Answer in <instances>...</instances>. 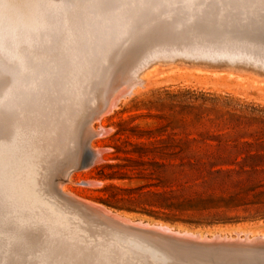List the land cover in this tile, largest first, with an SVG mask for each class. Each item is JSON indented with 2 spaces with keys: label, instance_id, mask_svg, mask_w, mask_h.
Listing matches in <instances>:
<instances>
[{
  "label": "rangeland",
  "instance_id": "1",
  "mask_svg": "<svg viewBox=\"0 0 264 264\" xmlns=\"http://www.w3.org/2000/svg\"><path fill=\"white\" fill-rule=\"evenodd\" d=\"M98 1L116 6H91ZM13 2L22 6L5 9ZM43 2L0 0V264H264V249L197 254L165 238L129 231L83 211L58 187L60 182L64 194L107 210L104 215L143 222L149 229L162 225L207 242L236 241L237 236L263 241L264 41L241 22L243 6L252 0H191L185 9L144 7L177 0H52L63 5L58 14ZM76 92L82 93L81 101L71 97ZM65 105H74L75 118L91 114L95 130H108L92 142L103 151L100 163L66 181L59 179L61 173L82 154L69 158V141L53 158L44 150L46 130ZM88 124L89 119L81 147Z\"/></svg>",
  "mask_w": 264,
  "mask_h": 264
},
{
  "label": "bare ground",
  "instance_id": "2",
  "mask_svg": "<svg viewBox=\"0 0 264 264\" xmlns=\"http://www.w3.org/2000/svg\"><path fill=\"white\" fill-rule=\"evenodd\" d=\"M2 1V0H1ZM41 1V0H40ZM51 1L52 0H44V4H45V8L50 12V13H54V14H58L59 12H60V9H61V7H63V5H59V4H52L51 3ZM75 1H77V0H75ZM74 0H73V2H75ZM87 1H89V0H87ZM109 1V0H108ZM120 1V0H119ZM5 2V1H4ZM22 2V1H21ZM31 2H33V1H31ZM99 2V1H98ZM113 2V1H112ZM118 2V1H117ZM136 2V1H135ZM6 3V2H5ZM14 3V2H13ZM78 3V2H77ZM80 3V2H79ZM89 3V2H88ZM91 3V2H90ZM122 3V2H121ZM81 4V3H80ZM114 4V3H113ZM117 4H119V3H117ZM145 4V3H144ZM3 5H5V4H3ZM25 5V4H24ZM89 5V4H88ZM141 5H142V3H141ZM121 6V5H120ZM130 6V5H129ZM138 6V5H137ZM4 7V6H3ZM75 7V6H74ZM20 8V7H19ZM24 8V7H23ZM89 8V7H88ZM135 8H137V7H135ZM142 8V7H141ZM5 9H7V8H5ZM33 9V8H32ZM45 9V10H46ZM77 9V8H76ZM114 9V8H113ZM10 10V9H9ZM12 10V9H11ZM18 10V9H17ZM43 10V9H42ZM65 10V9H64ZM122 10H123V8H122ZM136 10V9H135ZM139 10V9H138ZM3 11V10H2ZM8 11V10H7ZM14 11V10H13ZM20 11V10H19ZM22 11V10H21ZM24 11V10H23ZM71 11V10H70ZM89 11H91L92 12V10H89ZM133 11H134V8H133ZM5 12V11H4ZM35 12V11H34ZM72 12V11H71ZM122 12V11H121ZM1 13V12H0ZM28 13V12H27ZM36 13V12H35ZM137 13V12H136ZM14 14V13H13ZM22 14V13H21ZM79 14H81V11H80V13ZM122 14V13H121ZM124 14H126V13H124ZM1 15V14H0ZM8 15V14H7ZM28 15V14H27ZM49 15V14H48ZM53 15V14H52ZM62 15V14H61ZM99 15V14H98ZM104 15V14H103ZM135 15V14H134ZM11 16V15H10ZM13 16V15H12ZM25 16V15H24ZM30 16V15H29ZM38 16V15H37ZM123 16H125V15H123ZM129 16V15H128ZM136 16H137V14H136ZM91 17H92V15H91ZM94 17V16H93ZM115 17V16H114ZM118 17V16H117ZM1 18H2V16H1ZM13 18V17H12ZM23 18V17H22ZM75 18V17H74ZM119 18V17H118ZM118 18H116V19H118ZM123 18V17H122ZM126 18V17H125ZM124 18V19H125ZM9 19V18H8ZM93 19V18H92ZM100 19V18H99ZM10 20V19H9ZM12 20V19H11ZM64 20V19H63ZM73 20V19H72ZM72 20L70 21V22H72ZM78 20H80V19H78ZM105 20V19H104ZM108 20V19H107ZM110 20V19H109ZM112 20V19H111ZM8 21V20H7ZM6 21V22H7ZM42 21H44V20H42ZM87 21V20H86ZM98 21V20H97ZM122 21V20H121ZM129 21H130V19H129ZM11 22V21H10ZM39 22V21H38ZM59 22V21H58ZM84 22V21H83ZM104 22V21H103ZM110 22V21H109ZM123 22V21H122ZM133 22V21H132ZM1 23V22H0ZM25 23V22H24ZM42 23V22H41ZM74 23H76V22H74ZM91 23H93V22H91ZM126 23H127V21H126ZM9 24V23H8ZM35 24H36V22H35ZM100 24V23H99ZM111 24H113L112 22H111ZM110 24V25H111ZM124 24V23H123ZM201 24V23H200ZM204 24V23H203ZM9 25H11V24H9ZM28 25V24H27ZM39 25H41V24H39ZM87 25V24H86ZM101 25V24H100ZM105 25V24H104ZM107 25H108V23H107ZM1 26H2V24H1ZM29 26V25H28ZM57 26V25H56ZM65 26H66V23H65ZM76 26V25H75ZM84 26V25H83ZM118 26H120V25H118ZM14 27H16V26H14ZM21 27V26H20ZM31 27H33V26H31ZM37 27H38V25H37ZM40 27V26H39ZM80 27V26H79ZM92 27V26H91ZM104 27H106V26H104ZM128 27V26H127ZM9 28V27H8ZM24 28V27H23ZM26 28V27H25ZM34 28V27H33ZM52 28V27H51ZM66 28V27H65ZM93 28V27H92ZM97 28V27H96ZM119 27H117V28H115L116 30L118 29ZM130 29H131V27H129ZM208 28V27H207ZM16 29V28H15ZM27 29V28H26ZM37 28H35V30H36ZM100 29V28H99ZM119 29H121V28H119ZM123 29H125V27L123 28ZM163 29V28H162ZM201 29V28H200ZM218 29V28H217ZM31 30V29H30ZM29 30V31H30ZM84 30V29H83ZM87 30V29H86ZM91 30V29H90ZM105 30V29H104ZM111 30V29H110ZM109 30V31H110ZM129 30V29H128ZM132 30V29H131ZM206 30V29H205ZM211 30V29H210ZM37 31H38V33H41V31L40 30H38L37 29ZM40 31V32H39ZM75 31V30H74ZM105 31H107V30H105ZM8 32V31H7ZM102 32V31H101ZM163 32V31H162ZM206 32H207V30H206ZM1 33H2V31H1ZM1 33H0V35H1ZM6 33V32H5ZM18 33V32H17ZM26 33V32H25ZM28 33V32H27ZM37 33V34H38ZM67 33H69V32H67ZM99 33V32H98ZM129 33V32H128ZM29 34V33H28ZM31 34V33H30ZM29 34V35H30ZM34 34V33H33ZM90 35H91V33H89ZM123 34V33H122ZM167 34H168V32H167ZM6 34H4V36H5ZM69 35V34H68ZM82 35V34H81ZM92 35H94V33L92 34ZM117 36H118V34H116ZM1 36H3V35H1ZM18 36H20V35H18ZM34 36V35H33ZM52 36V35H51ZM78 36H79V34H78ZM106 36V35H105ZM125 36H126V34H125ZM21 37V36H20ZM19 37V38H20ZM24 37V36H23ZM96 37V36H95ZM109 37V36H108ZM19 38H17V40H19ZM25 38V37H24ZM30 38L32 39L33 37H32V34L30 35ZM75 38V37H74ZM94 38V37H93ZM112 38V37H111ZM122 38H123V36H122ZM165 38V37H164ZM5 39V38H4ZM38 39H40V38H38ZM76 39V38H75ZM2 40V39H1ZM9 40H10V38H9ZM28 40V39H27ZM36 40V39H35ZM52 40V39H51ZM82 40V39H81ZM86 40V39H85ZM92 40V39H91ZM97 40V39H96ZM105 40V39H104ZM113 40V39H112ZM117 40V39H116ZM120 40V39H119ZM5 41V40H4ZM12 41H13V39H12ZM37 41V40H36ZM46 41V40H45ZM50 41V40H49ZM83 41V40H82ZM100 42H101V40H99ZM111 41V40H110ZM255 41V40H254ZM9 42V41H8ZM19 42V43H18ZM96 42V41H95ZM105 42V41H104ZM218 42V41H217ZM13 43H15V42H13ZM12 43V44H13ZM30 43V42H29ZM88 43V42H87ZM99 43V42H98ZM102 43V42H101ZM100 43V44H101ZM108 42H106V44H107ZM110 43H112V42H110ZM115 43V42H114ZM156 43V42H155ZM158 43V42H157ZM8 44V43H7ZM10 44V43H9ZM18 44H20V40L19 41H17V45ZM31 44V43H30ZM75 44V43H74ZM73 44V45H74ZM91 44V43H90ZM199 44V43H198ZM197 44V45H198ZM216 44V43H215ZM22 46H23V48H25L24 47V43L22 42V44H21ZM45 45V44H44ZM103 45V44H102ZM111 45V44H110ZM218 45V44H217ZM6 46H9V45H6ZM19 46V45H18ZM21 46V47H22ZM36 46V45H35ZM46 46V45H45ZM64 46V45H63ZM82 46V45H81ZM85 46V45H84ZM92 46V45H91ZM90 46V47H91ZM3 47V46H2ZM1 46H0V48H2ZM27 47V46H26ZM37 47V46H36ZM36 47L34 48V46H33V51L36 49ZM42 47V46H41ZM41 47H40V50H41ZM44 47V46H43ZM50 47V46H49ZM48 47V48H49ZM80 47V46H79ZM87 47V46H86ZM89 47V46H88ZM198 47V46H197ZM4 48V47H3ZM8 48H10V47H8ZM7 48V49H8ZM15 48V47H14ZM28 48V47H27ZM26 48V49H27ZM94 48V47H93ZM184 48V47H183ZM6 49V48H5ZM22 49V48H21ZM46 49H47V47H46ZM50 49H51V47H50ZM89 49V48H88ZM94 49H96V48H94ZM98 49V48H97ZM96 49V50H97ZM105 49V48H104ZM10 50V49H9ZM30 50V49H29ZM36 50H38V48L36 49ZM48 50V49H47ZM106 50V49H105ZM111 50H112V48H111ZM111 50H110V52H111ZM262 50V49H261ZM11 51H13V50H11ZM22 51V50H21ZM24 51V50H23ZM22 51V52H23ZM44 51H45V49H44ZM80 51V50H79ZM141 51H142V49H141ZM5 52V51H4ZM16 52V51H15ZM37 52V51H36ZM39 52V51H38ZM41 53H42V51H40ZM58 52V51H57ZM69 52V51H68ZM67 52V53H68ZM77 52V51H76ZM82 52V51H81ZM91 52V51H90ZM89 52V53H90ZM104 52V51H103ZM109 52V51H108ZM107 52V53H108ZM140 52V51H139ZM5 53H7V51L5 52ZM21 53V52H20ZM34 53V52H33ZM78 53V52H77ZM85 53V52H84ZM83 53V54H84ZM99 53V52H98ZM138 53V52H137ZM0 54H1V52H0ZM13 54V53H12ZM11 54V55H12ZM15 54V53H14ZM23 54V53H22ZM35 54V53H34ZM46 54V53H45ZM66 54V53H65ZM91 54V53H90ZM129 54V53H128ZM131 54V53H130ZM24 55H25V53H24ZM32 55V54H31ZM71 55V54H70ZM69 55V56H70ZM188 55V54H187ZM21 57H22V55H20ZM33 56V55H32ZM39 56L41 57V54H39ZM43 56V55H42ZM61 56V55H60ZM65 56V55H64ZM73 56V55H72ZM6 57V56H5ZM10 57V56H9ZM30 57V56H29ZM37 57H38V55H37ZM79 57V56H78ZM88 57V56H87ZM238 57V56H237ZM50 58V57H49ZM56 58V57H55ZM70 58V57H69ZM80 58V57H79ZM82 58V57H81ZM189 58V57H188ZM16 59H17V57H16ZM29 59V58H28ZM62 59V58H61ZM64 59V58H63ZM70 59H72V58H70ZM89 59V58H88ZM93 59V58H92ZM122 59V58H121ZM194 59V58H193ZM24 60V59H23ZM40 59H38V61H39ZM54 60V59H53ZM69 60V59H68ZM78 60V59H77ZM84 60V59H83ZM94 60V59H93ZM98 60H99V58H98ZM106 60V59H105ZM29 61H30V59H29ZM49 61V60H48ZM96 61V60H95ZM100 61V60H99ZM1 62H2V60H1ZM8 62V61H7ZM64 62V61H63ZM66 62V61H65ZM68 62V61H67ZM71 62H74V61H71ZM82 62H84V61H82ZM94 62V61H93ZM92 62V63H93ZM12 63V62H11ZM25 63V62H24ZM58 63V62H57ZM56 63V64H57ZM106 63V62H105ZM132 63V62H131ZM130 63V64H131ZM61 64V63H60ZM68 64H69V62H68ZM67 64V65H68ZM80 64V63H79ZM112 65V64H111ZM33 66V65H32ZM32 66H30V67H32ZM40 66V65H39ZM68 66H70V64L68 65ZM80 65H78V67H79ZM88 67H89V65H87ZM96 66V65H95ZM102 66V65H101ZM260 66V65H259ZM4 67V66H3ZM9 67H10V65H9ZM46 67V66H45ZM48 67V66H47ZM60 67V66H59ZM63 67V66H62ZM70 67H72V66H70ZM103 67V66H102ZM113 67V66H112ZM1 68V67H0ZM54 68V67H53ZM64 68V67H63ZM96 68H98V66L96 67ZM95 68V69H96ZM257 68V67H256ZM2 69V68H1ZM0 69V70H1ZM4 69V68H3ZM31 69V68H30ZM33 69V68H32ZM66 69V68H65ZM67 69H69V68H67ZM92 69V68H91ZM8 70V69H7ZM27 70H29V68L27 69ZM54 70V69H53ZM72 70V69H71ZM88 70V69H87ZM93 70V69H92ZM97 70V69H96ZM115 70V69H114ZM26 71V70H25ZM65 71H68V70H65ZM76 71V70H75ZM78 71V70H77ZM76 71V72H77ZM83 71V70H82ZM99 72H100V69L98 70ZM107 71V70H106ZM11 72V71H10ZM53 72V71H52ZM56 72V71H55ZM60 72V71H59ZM91 72V71H90ZM98 72V73H99ZM143 72V71H142ZM1 73H2V71H1ZM23 73V72H22ZM36 73V72H35ZM41 73V72H40ZM58 73V72H57ZM63 73V72H62ZM65 73V72H64ZM27 74V73H26ZM34 74V73H33ZM69 74H70V72H69ZM92 74H94V72L92 73ZM138 74V73H137ZM4 75V74H3ZM15 75H17V74H15ZM23 75V74H22ZM61 75V74H60ZM55 76V78H56V75H54ZM53 76V77H54ZM64 76V75H63ZM69 76V75H68ZM71 76V75H70ZM1 77V76H0ZM3 77V76H2ZM23 77V76H22ZM28 77V76H27ZM37 77V76H36ZM65 77H67V75L65 76ZM72 77V76H71ZM77 77H78V75H77ZM89 77V76H88ZM130 77V76H129ZM144 77V76H143ZM48 78V77H47ZM63 77H61V79H62ZM92 78V77H91ZM146 78V77H145ZM7 79V78H6ZM16 79V78H15ZM15 79H14V81H15ZM42 79V78H41ZM46 79V78H45ZM50 79V78H49ZM5 80V79H4ZM19 80V79H18ZM27 80H29L28 78H27ZM43 80V79H42ZM52 80V79H51ZM50 80V81H51ZM54 80V79H53ZM59 80V79H58ZM66 80V79H65ZM137 80V79H136ZM138 80H140V79H138ZM145 80H147V79H144L143 80V78H142V80H141V86L143 85V83L145 82ZM9 81H11V80H9ZM49 81V82H50ZM68 81V80H67ZM100 81V80H99ZM124 81V80H123ZM8 82V81H7ZM13 82V81H12ZM16 82H18V81H16ZM25 82V81H24ZM31 82H32V80H31ZM30 82V83H31ZM54 82V81H53ZM62 82V81H61ZM64 82V81H63ZM70 82V81H69ZM95 82H97L96 80H94V83ZM122 82V81H121ZM138 82V81H137ZM66 82H64V84H65ZM72 83H74V82H72ZM85 83V82H84ZM21 84V83H20ZM24 84V83H23ZM37 83H35V84H33V85H36ZM53 84V83H52ZM51 84V85H52ZM59 84V83H58ZM61 84V83H60ZM64 84H63V86H64ZM68 84V83H67ZM81 84H82V82H81ZM97 84V83H96ZM120 84V83H119ZM122 84V83H121ZM123 84H125V83H123ZM137 84V83H136ZM145 84V83H144ZM2 85V84H1ZM40 85V84H39ZM76 85V84H75ZM82 85H84V84H82ZM129 85H131V84H129ZM138 85V84H137ZM2 86H4V85H2ZM10 86V85H9ZM32 86V85H31ZM44 86V85H43ZM79 86V85H78ZM102 86V85H101ZM120 86V85H119ZM144 86V85H143ZM1 87V86H0ZM77 87V86H76ZM91 87H92V85H91ZM136 87H138V86H136ZM21 88V87H20ZM37 88V87H36ZM48 88H50V87H48ZM70 88H72V87H70ZM82 88V87H81ZM118 87H116V89H117ZM121 88V87H120ZM127 88H130V87H127ZM131 88H133L134 89V85H133V87H131ZM11 89V88H10ZM44 89V88H43ZM115 89V90H116ZM122 89V88H121ZM124 89V88H123ZM47 90V89H46ZM45 90V92H47ZM62 90V89H61ZM92 90V89H91ZM107 90V89H106ZM36 91V90H35ZM66 91V90H65ZM68 91V90H67ZM104 91V90H103ZM118 91H120L119 89L117 90V92ZM129 91H131V90H129ZM51 92V91H50ZM62 92H64V91H62ZM88 92H90V91H88ZM110 92H112V91H110ZM114 92V91H113ZM117 92H116V95H117ZM134 92V91H133ZM41 93V92H40ZM52 93V92H51ZM58 93V92H57ZM91 93H93V92H91ZM132 93V92H131ZM130 93V94H131ZM59 94H60V92H59ZM62 94H64V93H62ZM69 94V93H68ZM89 94V93H88ZM94 94H95V92H94ZM115 94V93H114ZM113 93H112V96L114 95ZM123 94V93H122ZM125 94V93H124ZM124 94L122 95V96H124ZM27 95V94H26ZM34 95V94H33ZM65 95H66V93H65ZM121 95V94H120ZM16 96V95H15ZM43 96V95H42ZM45 96V95H44ZM50 96V95H49ZM54 96V95H53ZM56 96V95H55ZM61 96V95H60ZM71 96V95H70ZM122 96H121V98H122ZM126 96V95H125ZM124 96V97H125ZM58 97V96H57ZM71 97H73V99L74 100H78V101H81L82 100V93H79V92H76V93H73L72 94V96ZM88 97V96H87ZM115 97V96H114ZM113 97V98H114ZM13 98V97H12ZM112 97H110V99H111ZM119 98V97H118ZM120 98V99H121ZM11 99V98H10ZM20 99V98H19ZM39 99H41V98H39ZM45 99V98H44ZM26 100V99H25ZM31 100V99H30ZM61 100V99H60ZM70 100V99H69ZM72 100V99H71ZM112 100V99H111ZM122 100V99H121ZM1 101H4V99L2 100V98H1ZM6 101V100H5ZM65 101H67V100H65ZM73 101V100H72ZM119 102H120V100H118ZM8 102V101H7ZM24 102V101H23ZM37 102H39V101H37ZM36 102V103H37ZM51 102V101H50ZM86 102V100L84 101V103ZM11 103V102H10ZM41 103V102H40ZM64 103V102H63ZM87 103V102H86ZM111 103V102H110ZM110 103H108V104H110ZM117 103V102H116ZM38 104V103H37ZM42 104V103H41ZM68 104H69V102H68ZM75 104V103H74ZM80 104V103H79ZM89 104V103H88ZM118 104V103H117ZM28 105V104H27ZM31 105H33V104H31ZM52 105H56V104H53L52 103ZM51 105V106H52ZM58 105V104H57ZM56 105V106H57ZM64 105V104H63ZM67 105V104H66ZM65 105V106H66ZM82 105V104H81ZM7 106H9V105H7ZM34 106V105H33ZM38 106V105H37ZM62 106V105H61ZM74 106V105H73ZM73 106H71V107H68V106H66V107H64V110L59 114V119L57 120V123L56 124H54V125H49L48 124V126H50L49 128H48V131L46 130V132L47 133H45V135H47V142H46V144H44L45 145V147L47 148V149H44L43 147V149L44 150H47V155L49 156L50 155V157L51 158H53L54 156H56L58 153H59V151L61 150V145L63 144V145H65V143H66V141H69L70 142V144H71V148H70V151H69V158H71V159H73V160H75V158L78 156V153L79 154H83V150H84V147L86 146V144H89V147H90V149H91V151L93 152V154H98L99 156H100V159H99V163H100V161H101V159H103V157H102V154H103V151H100L99 149H97V148H95V146H93L92 145V142L94 141V139H96V138H98V136H100V135H103L105 132L107 133L108 132V130H99V131H97V129L95 130L94 128H93V126H92V124L94 123V117H92L91 116V114H89V116L87 117V118H83V119H80V118H75V117H73V115H71V113H70V110H71V108L73 107ZM76 106V105H75ZM85 106V105H84ZM110 106V105H109ZM117 106V105H116ZM116 106H114V107H116ZM15 107V106H14ZM18 107H19V105H18ZM39 107V106H38ZM41 107V106H40ZM54 107V106H53ZM27 108H29V106L27 107ZM36 108V107H35ZM34 108V109H35ZM50 108V107H49ZM62 108V107H61ZM60 108V109H61ZM79 108V107H78ZM110 107H108V109H109ZM18 109V108H17ZM72 109H74V108H72ZM86 109V108H85ZM6 110V109H5ZM25 111H26V109H24ZM23 110V111H24ZM36 110H38L37 108H36ZM110 110V109H109ZM39 111H40V109H39ZM38 111V112H39ZM47 112H48V110H46ZM107 112H108V110H106ZM105 111V112H106ZM113 111V110H112ZM47 112H46V114H47ZM56 112V111H55ZM107 112L104 114V116L105 115H107ZM21 113V112H20ZM29 113V112H28ZM109 113V112H108ZM111 113V112H110ZM19 114V113H18ZM23 114V113H22ZM37 114H39V113H37ZM46 114H45V116H46ZM5 115V114H4ZM20 115V114H19ZM24 115H26V113H24ZM48 115V114H47ZM49 115H51V114H49ZM38 116V115H37ZM43 116V115H42ZM41 116V117H42ZM87 116V115H86ZM85 116V117H86ZM102 116V115H101ZM11 117V116H10ZM58 117V116H57ZM5 118V117H4ZM9 118V117H8ZM15 118V117H14ZM35 118V117H34ZM47 118V117H46ZM52 118H54V115L52 116ZM99 118L101 119V117L99 116ZM89 119V126H88V128L86 129V132H85V134H84V136H83V142H82V147L80 146V143H79V137H80V135H81V131L83 130V127H84V123L86 122V120H88ZM15 120L17 121V119L15 118ZM44 120V119H43ZM42 120V122H44ZM53 120V119H52ZM55 120V119H54ZM99 120V119H98ZM11 121V120H10ZM28 121V120H27ZM30 121H32V120H30ZM47 121V120H46ZM45 121V122H46ZM56 121V120H55ZM7 122H9V121H7ZM38 122V121H37ZM42 122H41V125H42ZM48 123V122H47ZM51 123H52V121H51ZM27 124V123H26ZM29 125H30V123H28ZM14 125V124H13ZM23 125H25V124H23ZM36 125V124H35ZM35 125H34V127H35ZM3 126V125H2ZM25 126H23L22 128H24ZM37 127V126H36ZM31 128V127H30ZM2 129H3V127H2ZM34 129V128H33ZM39 129H40V127H39ZM102 129V128H101ZM5 130H6V128H5ZM18 129H16V131H17ZM25 130V129H24ZM31 130V129H30ZM40 130H42V132H43V127L41 126V129ZM19 131V130H18ZM33 131V130H32ZM35 131V130H34ZM21 133V132H20ZM28 133V132H27ZM1 134V133H0ZM14 134V133H13ZM29 134V133H28ZM41 135H43V133H40ZM15 135V134H14ZM34 135H35V133H34ZM45 135H44V137H45ZM27 136V135H26ZM36 137H37V134H36ZM35 137V138H36ZM43 137V138H44ZM62 137H66V138H64V140L62 139ZM92 137V138H91ZM22 138H24V137H22ZM30 138H31V136H30ZM38 138H40V137H38ZM91 140H90V139ZM2 139V138H1ZM16 139V138H15ZM45 139V140H46ZM7 140V139H6ZM10 140V139H9ZM38 140H40V139H38ZM20 142V141H19ZM29 142V141H28ZM44 142V141H43ZM13 143V142H12ZM22 143H23V141H22ZM25 144V143H24ZM28 144V143H27ZM32 144V143H31ZM67 144V143H66ZM14 145V144H13ZM2 146V145H1ZM24 146V145H23ZM32 146V145H31ZM39 146V145H38ZM68 148L70 147V146H68V145H66ZM79 146V147H78ZM21 147V146H20ZM81 147V148H80ZM34 148H35V146H34ZM24 151H25V149H23ZM35 150V149H34ZM35 151H37V150H35ZM40 151V150H39ZM38 151V152H39ZM10 152V151H9ZM26 152H27V150H26ZM23 153V152H22ZM25 153V152H24ZM30 153H32V152H30ZM29 153V154H30ZM34 153V152H33ZM36 153V152H35ZM41 153V152H40ZM1 154H3V153H1ZM11 154V153H10ZM28 154V153H27ZM38 153H36V155H37ZM43 154H45V152L43 153V150H42V155ZM39 155H41V154H39ZM40 156V157H43V156ZM15 156V155H14ZM25 156V155H24ZM23 156V157H24ZM47 157V156H46ZM1 158V157H0ZM5 157H3V159H4ZM43 158H45V157H43ZM34 159V158H33ZM32 159V160H33ZM37 159H39V158H37ZM36 159V160H37ZM41 159V158H40ZM39 159V160H40ZM39 160H37V161H39ZM43 160V159H42ZM72 160V161H73ZM12 161V160H11ZM8 162V161H7ZM22 162V161H21ZM27 162H29V160L27 161ZM43 162V161H42ZM49 162V161H48ZM11 163V162H10ZM13 164V163H12ZM24 164H25V162H24ZM31 164H32V162H31ZM30 164V165H31ZM46 164V163H45ZM5 165V164H4ZM38 165V164H37ZM36 165V166H37ZM47 165V164H46ZM46 165H43V166H46ZM49 165V164H48ZM12 166V165H11ZM29 166V165H28ZM41 166V165H40ZM4 167V166H3ZM24 167V166H23ZM26 167V166H25ZM16 169V168H15ZM32 169V168H31ZM30 169V170H31ZM20 170V169H19ZM23 172V171H22ZM26 173V172H25ZM27 174V173H26ZM31 174V173H30ZM25 175V174H24ZM15 176V175H14ZM40 176V175H39ZM4 177V176H3ZM8 177V176H7ZM9 178V177H8ZM13 178V177H12ZM4 179H6V178H4ZM68 179V176L65 178V181ZM11 180V179H10ZM15 180V179H14ZM7 181V180H6ZM39 182V181H38ZM42 182V181H41ZM4 183V182H3ZM13 183V182H12ZM19 183V182H18ZM93 183H95V182H93ZM90 184H92V183H90ZM96 184V183H95ZM13 185V184H12ZM59 191L60 192H62V193H64V191H63V186H62V184L59 182ZM61 186H62V188H61ZM12 187V186H11ZM16 188V187H15ZM19 188V187H18ZM34 188V187H33ZM20 189V188H19ZM42 190V189H41ZM34 191V190H33ZM3 192H5V191H3ZM9 192V191H8ZM18 192V191H17ZM23 193V192H22ZM67 194V193H66ZM22 195V194H21ZM20 195V196H21ZM25 195V194H24ZM1 196V195H0ZM12 197V196H11ZM10 197V198H11ZM18 197V196H17ZM24 197V196H23ZM39 197V196H38ZM5 198V197H4ZM9 198V199H10ZM16 198V197H15ZM76 198V197H75ZM25 199V198H24ZM4 200V199H3ZM6 200V199H5ZM36 200V199H35ZM80 200V199H79ZM2 201V200H1ZM14 201V200H13ZM20 202V201H19ZM18 203V202H17ZM23 203V202H22ZM46 203V202H45ZM86 203V202H85ZM8 205H9V203H7ZM15 204V203H14ZM13 204V205H14ZM87 204H88V202H87ZM93 204V203H92ZM1 206V205H0ZM5 206H7V205H5ZM17 206V205H16ZM30 206V205H29ZM89 206H91L92 208H94V209H98V207H96L95 206V204L94 205H89ZM15 207V206H14ZM23 207V206H22ZM99 207H101L100 205H99ZM104 207V206H103ZM7 208V207H6ZM10 208V207H9ZM16 208H18V207H16ZM20 208V207H19ZM32 208V207H31ZM106 208V207H105ZM105 208H103V209H105ZM5 209V208H4ZM21 210V209H20ZM100 212H102V217H103V214L107 211H105V212H103V211H101L100 209H98ZM31 211H32V209H31ZM30 211V212H31ZM14 212H16V211H14ZM22 212V211H21ZM111 212V211H110ZM109 212V213H110ZM113 212V211H112ZM18 213V212H17ZM20 213V212H19ZM23 213V212H22ZM35 213V212H34ZM42 213V212H41ZM106 213H108V212H106ZM23 214H25V213H23ZM29 214V213H28ZM31 214V213H30ZM36 214V213H35ZM42 214H44V213H42ZM116 214H118V213H116ZM115 214V215H116ZM108 215H110V214H108ZM114 215V214H113ZM112 215V216H113ZM121 215V214H120ZM6 217H7V215H5ZM12 216V215H11ZM19 216V215H18ZM30 216V215H29ZM117 216V215H116ZM116 216H114V217H116ZM9 217V216H8ZM21 217V216H20ZM119 217V216H118ZM117 218V217H116ZM124 218V217H123ZM122 218V219H123ZM17 219V218H16ZM42 219V218H41ZM124 219H126V218H124ZM128 219V218H127ZM126 219V220H127ZM11 220V219H10ZM40 220V219H39ZM17 222H18V220H16ZM27 222V221H26ZM39 222V221H38ZM124 222H127V223H129V224H131V222H128V220L127 221H125L124 220ZM135 223V222H134ZM143 223V222H142ZM14 224H15V222H14ZM13 225V224H12ZM132 226L133 225H135V224H131ZM160 225V224H159ZM1 226V225H0ZM3 226V225H2ZM122 226V225H121ZM138 225H135V227H137ZM140 226V225H139ZM162 226V225H161ZM13 227V226H12ZM17 227V226H16ZM51 227V226H50ZM122 227H124V226H122ZM1 228V227H0ZM10 228V227H9ZM51 228H53V229H56V230H58V228L55 226V225H53ZM2 229V228H1ZM16 230V229H15ZM17 231H18V229H17ZM170 231H174V230H172V228H171V230ZM7 232V231H6ZM12 233H14V232H12ZM17 233V232H16ZM15 233V234H16ZM174 233V232H173ZM175 233H176V231H175ZM57 234V233H56ZM1 235H2V233H1ZM22 235V234H21ZM188 235V234H187ZM193 235V234H192ZM239 236H241L240 234H238ZM11 236V235H10ZM12 236H13V234H12ZM185 236V235H184ZM207 236V235H206ZM199 237H201L200 236V234H199ZM213 237H215V236H213ZM218 237V236H217ZM262 237V236H261ZM2 239H3V237H1ZM195 238L197 239V237H196V235H195ZM227 238V237H226ZM225 238V239H226ZM230 238V237H229ZM236 238H238V236L236 237ZM240 238V237H239ZM238 238V239H239ZM248 238V237H247ZM8 239V238H7ZM199 239V238H198ZM228 239V238H227ZM231 239V238H230ZM234 239V238H233ZM236 239L237 241H239V240H241V239ZM246 239V238H245ZM253 239V238H252ZM256 239V238H255ZM258 239V238H257ZM262 239H263V237H262ZM200 240H202V238L200 239ZM207 240V239H206ZM210 240V239H209ZM216 240V239H215ZM232 240V239H231ZM235 240V239H234ZM248 240V239H247ZM259 240V239H258ZM251 241V240H248V241H250V242H264V240L263 241ZM6 241V240H5ZM208 241V240H207ZM247 241V242H248ZM14 242V241H13ZM212 242H214V241H212ZM1 243V242H0ZM5 243V242H4ZM1 245V244H0ZM8 245V244H7ZM6 244H5V246H7ZM2 246V245H1ZM263 251V250H262ZM229 259V258H228ZM214 260V259H213ZM230 260V259H229ZM239 260V259H238ZM252 260V259H251ZM240 261H241V259H240ZM190 262V261H189ZM107 263V262H106ZM187 264V263H186Z\"/></svg>",
  "mask_w": 264,
  "mask_h": 264
},
{
  "label": "water",
  "instance_id": "3",
  "mask_svg": "<svg viewBox=\"0 0 264 264\" xmlns=\"http://www.w3.org/2000/svg\"><path fill=\"white\" fill-rule=\"evenodd\" d=\"M92 138V137H91ZM90 139V138H89ZM91 140V139H90ZM100 159V156L97 154H93V152L91 151L89 144H86V146L84 147L83 150V154L81 156V159L79 160V162L74 163L73 165L69 166L68 168H66L62 173L59 179H65L67 176H71L74 172H77L79 170L82 169H87V168H92L93 166H95L98 161ZM61 181V180H59ZM63 182V181H62ZM59 187V186H58ZM57 187V190H58ZM60 194L68 201H72L73 203H75V205H78L83 211H87L88 213L98 217V219H100L99 217L102 215V212H100L98 209H94L91 206H89L88 204L77 200L75 198H73L70 195L64 194L62 192H60ZM101 214V215H100ZM103 216L112 221L115 222L119 225L124 226L125 228H128L129 231H133L136 233H141V234H148V235H153L152 239H163L165 238L168 241H171L173 243H179L180 246L182 247H186L189 248L190 250L194 251L197 254H203V251H227V252H237L240 250H250V249H255V250H263L264 249V242H250V241H246V239H241V241H230V240H213L214 242H207L204 241V239L199 240L196 239L194 235L189 234L188 236H183V234H179V233H173L172 231H170L169 228L167 227H162V226H153L154 229H149L147 227L146 223H135V224H140V226L134 227L131 224L124 222L122 220H119V218H116L112 215H104ZM101 220V219H100ZM200 262V260H197ZM204 262V261H201ZM217 261L214 260V263H216Z\"/></svg>",
  "mask_w": 264,
  "mask_h": 264
},
{
  "label": "snow or ice",
  "instance_id": "4",
  "mask_svg": "<svg viewBox=\"0 0 264 264\" xmlns=\"http://www.w3.org/2000/svg\"><path fill=\"white\" fill-rule=\"evenodd\" d=\"M191 0H177L176 3L172 4H147L144 5V7L149 8H165V7H174L177 9H185L190 6ZM22 5L17 3H11L6 5V8L14 9L21 7ZM76 6V5H72ZM92 7L100 8V9H109L112 7H115L116 5L108 3V2H99L91 5ZM217 8L220 7V5H216ZM246 11V15L244 18L241 19L242 23L249 24L253 29H255L261 38L262 41H264V0H252L251 3L246 4L243 6Z\"/></svg>",
  "mask_w": 264,
  "mask_h": 264
},
{
  "label": "trees",
  "instance_id": "5",
  "mask_svg": "<svg viewBox=\"0 0 264 264\" xmlns=\"http://www.w3.org/2000/svg\"><path fill=\"white\" fill-rule=\"evenodd\" d=\"M104 204H105V205H107V206H109V207H111V205H110V204H108V203H106V202H104Z\"/></svg>",
  "mask_w": 264,
  "mask_h": 264
}]
</instances>
